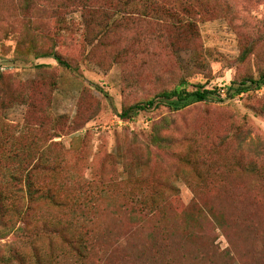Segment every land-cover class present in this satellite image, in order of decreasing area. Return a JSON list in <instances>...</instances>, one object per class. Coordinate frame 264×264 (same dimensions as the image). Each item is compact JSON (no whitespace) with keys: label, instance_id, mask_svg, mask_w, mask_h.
Listing matches in <instances>:
<instances>
[{"label":"rangeland","instance_id":"1","mask_svg":"<svg viewBox=\"0 0 264 264\" xmlns=\"http://www.w3.org/2000/svg\"><path fill=\"white\" fill-rule=\"evenodd\" d=\"M262 69L264 0H0V191L39 165L67 206L32 211L95 238L43 264H264V86L119 117L182 79L222 89ZM32 257L0 238V264Z\"/></svg>","mask_w":264,"mask_h":264},{"label":"trees","instance_id":"2","mask_svg":"<svg viewBox=\"0 0 264 264\" xmlns=\"http://www.w3.org/2000/svg\"><path fill=\"white\" fill-rule=\"evenodd\" d=\"M59 63L65 67L69 64L60 56L56 55ZM189 84L185 79L180 80L171 88H164L157 92L148 100H141L124 106L119 113L121 119L127 120L136 116L141 111L153 109L159 106H166L171 111L182 110L192 104L199 102L224 101L225 98L231 99L241 93L264 86V69L258 76L246 75L238 80H232L224 88L213 87L206 88L203 84H196L193 89H189ZM156 135L154 142L162 145L163 141H168L165 137ZM189 150V149H188ZM184 162L192 164L189 152L186 153ZM203 161V160H201ZM35 166V165H34ZM29 166L23 169V178L17 173H11L12 180L9 192L0 191V238H4L13 232L17 234L24 243L31 248V256L36 264H43L45 257L52 259L66 255V250L79 257L87 256L95 245V238L88 232H70V218H65L62 222L59 217L49 219L43 213L32 211L33 203L39 199H44L54 206H67V201L60 198L56 193H51L42 189L35 179H31V170H37L39 167ZM27 203L25 207L22 204ZM13 216L5 219L8 213ZM68 223V224H67ZM264 237V232H263ZM45 239V240H44ZM60 247L57 254L54 250ZM16 260H24V256L17 250L11 252ZM146 258L143 257L141 262ZM156 260L148 264H155Z\"/></svg>","mask_w":264,"mask_h":264}]
</instances>
